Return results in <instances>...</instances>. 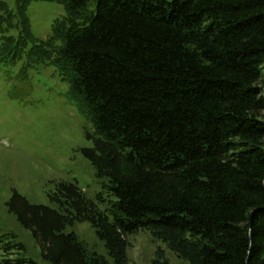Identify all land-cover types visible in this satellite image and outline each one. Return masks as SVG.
I'll list each match as a JSON object with an SVG mask.
<instances>
[{
	"label": "trees",
	"instance_id": "1",
	"mask_svg": "<svg viewBox=\"0 0 264 264\" xmlns=\"http://www.w3.org/2000/svg\"><path fill=\"white\" fill-rule=\"evenodd\" d=\"M0 0V66L50 64L95 137L83 154L108 207L60 181L58 209L13 193L43 264H109L67 224L89 222L113 264L148 231L190 264H264V0ZM64 8L37 39L27 7ZM102 202L100 196L97 197ZM0 264H36L8 257ZM151 264H167L158 251Z\"/></svg>",
	"mask_w": 264,
	"mask_h": 264
},
{
	"label": "rangeland",
	"instance_id": "2",
	"mask_svg": "<svg viewBox=\"0 0 264 264\" xmlns=\"http://www.w3.org/2000/svg\"><path fill=\"white\" fill-rule=\"evenodd\" d=\"M10 6L11 0L7 1ZM31 32L44 39L52 23L64 15L62 5L32 2L27 7ZM24 59L14 66H0V241L13 246L8 257L43 264L39 243L8 209L15 192L30 204L58 209L49 195L60 181L76 183L87 199L104 210L115 198L104 188L86 156L93 147L94 130L71 99L68 84L50 64L29 67ZM102 198V202L97 197ZM64 233L75 234L89 254L113 259L89 222L67 224ZM126 264H151L161 251L167 264H190L146 230L126 237Z\"/></svg>",
	"mask_w": 264,
	"mask_h": 264
}]
</instances>
